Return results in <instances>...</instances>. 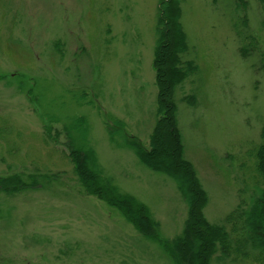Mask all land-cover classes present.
Returning <instances> with one entry per match:
<instances>
[{"label": "rangeland", "instance_id": "rangeland-1", "mask_svg": "<svg viewBox=\"0 0 264 264\" xmlns=\"http://www.w3.org/2000/svg\"><path fill=\"white\" fill-rule=\"evenodd\" d=\"M245 1L246 14L236 0H181L182 58L197 71L175 91L176 121L184 157L207 193L210 223L222 221L243 194L257 195L252 152L264 126V73L257 55H239L237 31L264 51V15L256 0ZM159 2L0 0V177L59 175L50 187L0 195V264H171L116 210L79 193L64 147L65 132L80 143L71 121L85 120L104 174L147 206L162 239L180 233L186 208L175 183L111 143L104 125L118 143L127 136L148 144ZM187 95L194 107L182 101ZM45 125L52 137L58 133L54 142Z\"/></svg>", "mask_w": 264, "mask_h": 264}, {"label": "trees", "instance_id": "trees-1", "mask_svg": "<svg viewBox=\"0 0 264 264\" xmlns=\"http://www.w3.org/2000/svg\"><path fill=\"white\" fill-rule=\"evenodd\" d=\"M264 15V0H256ZM243 13L247 12V2L236 0ZM240 15V12H239ZM241 16V15H240ZM245 16V15H244ZM181 0H160L156 17V43L153 54V69L157 89L155 122L148 136V144L143 145L134 137H123L118 143L115 133L109 131L110 142L130 150L138 162L150 171L171 179L185 204L186 216L178 235L164 240L159 234V224L145 204L130 194L124 193L114 184L112 178L104 174L96 151L89 136L85 120L71 121L78 132L77 145L69 132H65L66 159L79 193L92 197L116 210L142 238L155 243L167 256L171 264H211L242 258L256 264H264V126L260 131V142L252 155L258 178L256 196L248 200L241 196L235 208L219 223H210L204 215L207 193L203 189L193 165L184 157L180 131L176 121L175 91L197 71L193 61L183 60L187 52V39L180 24ZM241 28H247L246 19L241 20ZM264 31V17L261 22ZM239 34V55L243 59L257 55L258 70L264 73V51H261L255 37ZM182 101L194 107L193 96H183ZM74 120V119H73ZM47 141L54 142L51 128L43 126ZM59 182L58 174L40 173L15 174L0 177V195L17 196L47 188ZM255 193V192H254Z\"/></svg>", "mask_w": 264, "mask_h": 264}]
</instances>
